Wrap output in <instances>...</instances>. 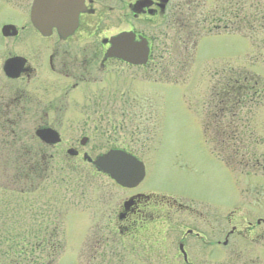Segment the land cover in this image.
I'll return each instance as SVG.
<instances>
[{"label": "rangeland", "instance_id": "rangeland-1", "mask_svg": "<svg viewBox=\"0 0 264 264\" xmlns=\"http://www.w3.org/2000/svg\"><path fill=\"white\" fill-rule=\"evenodd\" d=\"M30 3L31 0H0V25L4 21L17 28L26 21L29 24L26 16ZM172 5L170 23L130 16L125 23L121 21L119 0L107 1L106 26L112 31L133 27L154 41L155 75L151 66L144 70L128 66L123 77L127 81L158 82L143 84L138 129L102 134L95 146L107 149L118 144L128 131L127 138L144 146L135 152L145 165V178L139 187L188 207L175 215L177 227L197 230L195 225L202 213L209 242L223 241L234 225L236 232L228 237V243H240V248L247 249L249 243H255L254 238L264 242L256 236L264 231V223L256 225L258 219L264 220V103L246 101L242 110L236 109L239 130L224 141L218 133L211 96L224 82L217 79L233 71L245 70L264 77V0H193L188 4L173 0ZM229 5L238 16V32L231 30V22L223 30L226 20H222V14ZM177 22L182 26L187 23L191 33L195 24L198 35L194 40L185 38L183 28H176ZM32 40L36 41L33 34ZM114 76L121 81L122 76ZM231 148L238 153L234 159ZM88 153L93 157L98 152ZM224 160H231L232 167ZM82 167L73 173H69L70 169L61 173L62 169L48 167L42 180L33 178L31 187L21 174L24 169L0 167V251L7 249L5 239L11 235H16L17 241L26 236L21 243H29L31 233L43 236L47 229L55 232L52 247L45 240L33 239L32 243L44 244L33 254L34 262L46 264L48 259L51 264H72L78 250L87 244V236L79 243L82 228L87 222L85 217L88 225L97 218L99 197L111 196L113 207L124 194L105 177L92 176ZM229 213L231 223L227 221ZM164 225H158L157 230H164L161 238L165 240L171 235ZM244 230L246 236H240L238 232ZM184 247L192 257L217 256L222 251L210 243H184Z\"/></svg>", "mask_w": 264, "mask_h": 264}, {"label": "flooded vegetation", "instance_id": "flooded-vegetation-1", "mask_svg": "<svg viewBox=\"0 0 264 264\" xmlns=\"http://www.w3.org/2000/svg\"><path fill=\"white\" fill-rule=\"evenodd\" d=\"M107 1L83 0L77 26L68 34L52 28L49 34L42 35L30 23L29 11L26 16L29 24L25 20L26 23L9 30L6 35L0 31V167L24 169L21 174L31 187L33 178L42 180L48 167L62 169L61 173L70 169L69 173H73L83 166L82 169H88L90 175H101L110 185L112 182L124 192L113 207L110 205L111 196L99 197L97 218L91 219L90 225L85 217L87 222L79 243L87 236V244L74 256V264H143L145 261L264 264V242L259 243L260 240L254 238L255 243H249L247 249L240 248V243H228V237L236 232L234 225L223 241L209 242L202 213L199 214V224L195 225L197 230H183L175 224V215L188 207L163 194L142 190L139 185L143 180L134 187H121L93 164L97 156L111 149L125 151L142 160L135 152L144 146L136 145L138 140L133 143L127 138L128 131L125 138L107 149L95 145L97 137L102 134L109 135L126 128L135 132L143 108V84L158 82L127 81L123 77L128 66L142 70L151 66L155 75L154 41L152 36L133 27L112 31L106 26ZM134 2H138L139 9L135 17L131 13ZM172 2L119 0L123 11L121 21L126 23L130 16L165 19L170 23L174 14ZM6 24L12 23H2ZM122 30L135 32L136 41L140 38L146 40L148 54L144 63L129 64L107 55L109 38ZM113 73L122 76L121 81H116ZM41 130H49L48 140L37 134ZM90 150L98 153L91 157ZM227 221L231 223L230 213ZM259 224L261 222L256 223ZM158 225H164L171 238L162 239L164 230H157ZM246 232L238 234L246 236ZM256 236L264 239V231ZM184 243L215 244L222 251L217 256L192 257ZM16 244L7 243V249L0 251V264H21V252L23 264H32L30 243H24V249L18 251ZM180 244L186 255L181 253ZM49 263L51 261L47 259L46 264Z\"/></svg>", "mask_w": 264, "mask_h": 264}, {"label": "water", "instance_id": "water-1", "mask_svg": "<svg viewBox=\"0 0 264 264\" xmlns=\"http://www.w3.org/2000/svg\"><path fill=\"white\" fill-rule=\"evenodd\" d=\"M162 1L165 3L167 0ZM132 6L131 11L136 16L139 13L138 2ZM82 10L83 0H33L30 21L42 35L49 34L53 27L68 34L76 28L78 15ZM2 30L6 35L9 30H15V27L5 25ZM109 44L108 56L131 64L144 63L147 59L146 40L140 38V41H136L132 31H122L110 37ZM37 134L46 140L50 136L49 130H41ZM93 164L123 187H133L144 177L143 163L122 150L111 149L97 156Z\"/></svg>", "mask_w": 264, "mask_h": 264}, {"label": "trees", "instance_id": "trees-1", "mask_svg": "<svg viewBox=\"0 0 264 264\" xmlns=\"http://www.w3.org/2000/svg\"><path fill=\"white\" fill-rule=\"evenodd\" d=\"M188 1H193V0H188ZM227 10H228L227 12L222 14L223 17L221 16L222 20L224 19L226 20L224 23L225 25L223 27V30H226L228 28L227 27L228 22H231L230 24L232 27L231 30L238 32L240 30V27L236 25L237 24L236 18H238V16L235 13V9L233 5L227 6ZM189 20L190 19H185V22H188ZM218 22H220V19H218ZM176 24H177L176 25L177 29L183 28L182 32L185 33L184 36L186 39L188 38L192 40L193 38L194 40V38L198 35L197 34L198 30L196 29L195 24L193 26L192 33L190 32V30H188L190 26L187 25V23L186 25L184 24L183 26L180 25L178 22ZM209 29L211 30V27H209ZM217 81H224V82L220 83L221 86L220 90L212 94L211 103L215 104L213 108L214 109L213 114L217 116V122L219 124L218 133L223 135L224 137L223 140L226 141L227 137L235 135L236 131H238L240 127V124H238L237 122L239 120V116L237 112L238 110L236 111V109L242 110L246 101L251 103L253 102L254 105L259 103H264V77H259L252 73H249L248 71L241 70L238 72L233 71L228 75L222 76L221 79H217ZM230 150H234V149L231 148ZM232 153L234 154L232 155L234 159L238 155V153H236L235 150L232 151ZM225 162L230 168L232 167V163H230L231 160L230 162L229 161H225ZM255 162L256 164L260 165V163L256 159ZM261 167H263L264 169V163L261 165ZM45 231L46 233L43 236H40L41 233L40 234L35 233L36 235L32 233L30 234L31 240L29 241V243L32 248V256L35 253L36 249L40 251L41 250L40 248H42V246L44 245L43 243H32L33 239L45 240L47 246L50 245L52 247L51 244H53L52 239L55 235V232L54 231L48 232L47 229ZM21 240L26 241V236H24L23 239H19V241H17L16 235H11L10 237L5 239V242L17 243L15 248L16 251H18V250H23L25 247L24 243H21ZM18 243L21 244L18 245ZM17 256H18V252H17ZM22 258H23V252H21V261H20L21 264L23 263ZM17 260H18L17 262H19V259ZM32 260H33L32 264H37L39 262L37 260V263H35L34 259Z\"/></svg>", "mask_w": 264, "mask_h": 264}]
</instances>
